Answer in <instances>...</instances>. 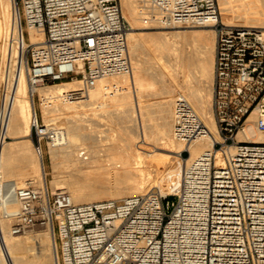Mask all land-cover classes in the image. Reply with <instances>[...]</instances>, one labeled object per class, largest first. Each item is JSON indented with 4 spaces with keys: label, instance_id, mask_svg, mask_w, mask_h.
Segmentation results:
<instances>
[{
    "label": "built area",
    "instance_id": "2783aa9c",
    "mask_svg": "<svg viewBox=\"0 0 264 264\" xmlns=\"http://www.w3.org/2000/svg\"><path fill=\"white\" fill-rule=\"evenodd\" d=\"M15 2L20 29L0 79V143L8 139L12 88L22 62L33 94L39 85L78 79L77 88L65 91L70 100L107 77L133 71L120 0ZM150 3L164 26L200 22L216 30L212 106L219 138L213 148L189 159V144L210 128L189 99L178 96L174 136L185 142L179 185L76 202L66 189L29 180L13 186L19 207L12 231L50 227L58 264H264V28L224 23L218 0ZM30 29L43 31L44 39L32 41ZM112 86L104 83L106 90ZM250 126L255 130L248 132ZM32 131L43 152L64 127L41 121L37 111ZM255 132L263 141L254 140Z\"/></svg>",
    "mask_w": 264,
    "mask_h": 264
},
{
    "label": "bare ground",
    "instance_id": "6f19581e",
    "mask_svg": "<svg viewBox=\"0 0 264 264\" xmlns=\"http://www.w3.org/2000/svg\"><path fill=\"white\" fill-rule=\"evenodd\" d=\"M120 1L125 18L134 26L161 25L159 10L151 7L150 0ZM218 1L224 23L264 28V0ZM19 24L15 0H0L2 74L7 54H15L11 38L17 36ZM179 25L194 28L157 30L152 56L146 62L142 61V43L136 31L128 29L133 71L107 77L77 99H66L65 91L77 88L78 79L35 88L51 102L41 104L45 122L64 127L63 135L49 142L50 181L44 151H38L28 137L37 104L27 80V64L22 62L6 124V134L16 139L0 143V264H58L50 227L12 231L19 207L13 186H25L29 180L38 187L50 182L53 190L67 189L76 202H87L142 193L154 185L164 192L172 183L179 185L183 176L179 154L185 142L174 136L178 96L188 98L210 128L208 134L189 144V159L213 148L219 138L212 106L216 30L200 22ZM30 34L32 41L44 39L41 30L30 29ZM104 83L113 86L106 90ZM152 96L154 102L148 101ZM113 129L122 133L114 136L110 133ZM254 130L253 126L247 128L248 132ZM252 137L263 141L260 132ZM217 158L225 162L220 151Z\"/></svg>",
    "mask_w": 264,
    "mask_h": 264
},
{
    "label": "rangeland",
    "instance_id": "374dc122",
    "mask_svg": "<svg viewBox=\"0 0 264 264\" xmlns=\"http://www.w3.org/2000/svg\"><path fill=\"white\" fill-rule=\"evenodd\" d=\"M219 2V1H218ZM220 6V4H219ZM152 7V5H151ZM155 9V7H152ZM126 22H127V25H128V29H132V30H135L136 31V34L138 35L139 39H140V42L142 43V61L146 62L148 58H150L152 56L151 52H152V41H153V38L155 37V34L154 33H157L156 31L159 30V29H166V30H170V29H184V28H194V26H184V25H177L176 27H165L161 25L159 26H151V27H148V28H144V27H139V26H134V24L132 23V21L128 18H126ZM134 27V28H133ZM198 27V26H197ZM199 27H203V26H199ZM207 27H210V28H213L212 26H207ZM216 38H217V35H216ZM3 43V40H0V45ZM2 53L0 52V61L2 59ZM0 74L1 73V62H0ZM213 87H214V80L212 81V90H213ZM1 91V89H0ZM34 97H35V101H36V104H37V111H38V114L40 116V120L41 121H44V116H43V113H42V107H41V98L42 96L39 94V91H35L34 92ZM1 96V94H0ZM150 100H149V99ZM148 101L150 102H154V99H156V97L152 96V97H148ZM104 113L108 114L109 111L108 110H105ZM151 113V111H150ZM149 113V114H150ZM153 113V112H152ZM110 133L112 135H119L120 133H122L121 131H115L114 129L110 131ZM33 142L34 144V137H35V132L32 131L31 134L28 136ZM10 139H16L15 137H13L12 135H8V140ZM18 139V138H17ZM48 148H49V145H45L44 146V155H45V162H46V168H47V171H48V178H49V181L52 177V162H51V157H50V154L48 153ZM172 154H176V152L174 151H171ZM180 164H181V167L183 168V161L181 159L180 161ZM90 169H93L92 167H90ZM94 171H98V170H92ZM49 187L52 189V185L51 183L49 182ZM153 187V186H152ZM67 190V189H66ZM173 199H175L173 197ZM35 227L36 229H45L46 226L44 225H35L33 226ZM49 240V237L47 238V242Z\"/></svg>",
    "mask_w": 264,
    "mask_h": 264
}]
</instances>
